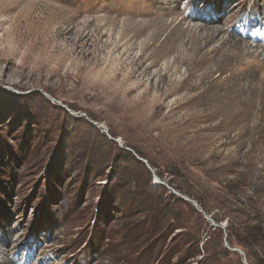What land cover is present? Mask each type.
I'll use <instances>...</instances> for the list:
<instances>
[{
  "label": "rangeland",
  "instance_id": "1",
  "mask_svg": "<svg viewBox=\"0 0 264 264\" xmlns=\"http://www.w3.org/2000/svg\"><path fill=\"white\" fill-rule=\"evenodd\" d=\"M255 17L264 0H0V264H255L228 228L264 227V109L251 137L215 116L246 62L203 45Z\"/></svg>",
  "mask_w": 264,
  "mask_h": 264
},
{
  "label": "bare ground",
  "instance_id": "2",
  "mask_svg": "<svg viewBox=\"0 0 264 264\" xmlns=\"http://www.w3.org/2000/svg\"><path fill=\"white\" fill-rule=\"evenodd\" d=\"M253 20L254 22L258 21L256 17ZM212 21L213 20L211 19H207L208 23ZM205 26L206 25H204L203 27ZM208 28L209 27H205V29ZM254 31H256L258 34L257 38H255ZM203 39L205 41L203 43L205 47L207 45H211L213 41L221 40V45H219V47H221L222 49L227 48V50L229 49V51H233V53H230V55L234 60L236 59V57L237 58L242 57L245 60L244 62H246V66L244 69H239V68L230 69V71L232 70V74L230 75V77L228 76L229 78L228 83L230 84V87H228L229 89L227 91H219L218 93H216L218 110H216L215 116L217 117L227 116L229 118L233 117L234 119L236 118L239 119L243 123L239 136L240 137H242L243 135H249V137L253 136L257 125L248 123L249 120L251 119V115L253 112L252 110L256 109V111H262L264 109L263 108L264 106V22L258 21L257 23H254L253 30L251 29V31L245 29L242 30L239 24L233 25V27L230 26L225 27V23H224L223 27L216 28L214 31H209L206 34V38L203 37ZM251 41H254L256 44H253ZM139 61L140 62L138 67L140 68L144 65L143 64L144 62L142 61V59ZM242 64H244L242 60L238 61V66ZM151 65L152 64L145 67H150ZM236 86L239 88L243 87L245 94H247V99H245L244 95H242L241 93L240 94L236 93ZM179 89L180 88L173 89L172 87L170 89V93L173 94ZM249 89H257V90L253 92L252 91L247 92Z\"/></svg>",
  "mask_w": 264,
  "mask_h": 264
},
{
  "label": "trees",
  "instance_id": "3",
  "mask_svg": "<svg viewBox=\"0 0 264 264\" xmlns=\"http://www.w3.org/2000/svg\"><path fill=\"white\" fill-rule=\"evenodd\" d=\"M169 203L166 200L156 201L154 208L156 210L154 218L156 221H159L162 217H166V215L173 213L171 212V208ZM164 215V216H162ZM180 218V214L176 215ZM244 228L240 229L238 227H233L232 225L228 228L229 237L233 239V237L237 236L240 239V245L246 250L252 249L254 254L252 256L255 258V264H264V227L263 224L255 222L254 224H250L249 222H244ZM188 238L193 241L190 233H187ZM251 256V258H253Z\"/></svg>",
  "mask_w": 264,
  "mask_h": 264
}]
</instances>
